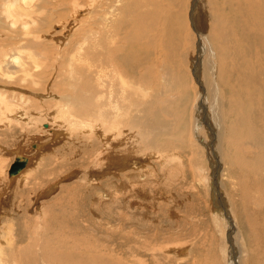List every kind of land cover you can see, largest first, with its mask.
<instances>
[{
	"label": "rangeland",
	"instance_id": "rangeland-1",
	"mask_svg": "<svg viewBox=\"0 0 264 264\" xmlns=\"http://www.w3.org/2000/svg\"><path fill=\"white\" fill-rule=\"evenodd\" d=\"M64 1V5L67 8H64V10L61 8L59 11L57 10L56 13H62L61 19L59 18L61 20L60 26L70 28L71 30L72 25H69L70 23L68 24L67 22L69 21V17L67 18L64 14H74L76 10L84 8L83 6H86L85 4H89L90 0H87L86 3V0H76L78 2V4L75 2L78 5L77 8L75 7L76 4H74V0L69 2L68 0ZM158 2L162 3V0ZM177 2L182 3L178 5ZM79 3L83 4L81 5ZM163 3H166V7L172 3H177L174 4L175 8L183 7L184 10L188 8L190 0H163ZM105 5H108V0L103 2L101 8L105 7ZM210 6V10L208 9V11H206L207 13L209 12V14L206 13L205 23H200V26L202 28L205 26L209 31V28H211L210 25L212 24L210 12H212L213 9H221L229 16V19L225 17L226 23L229 24L226 28L229 31H231V29L238 30L237 32L240 31L237 35L230 36L231 39L235 40L233 44L235 45L236 43V46L239 45L237 47H239L241 51H246L245 49L248 45H245L243 42L242 29L245 27L250 29L249 31H251V28L253 30L255 29L253 32H250L252 37L251 41H255L254 37L259 28V25L255 24L257 22L254 20V17H251L250 13V11H256L258 13L257 10L259 8L255 0H210ZM200 7L203 8L204 5L201 4ZM97 8L98 7H95V9ZM201 8L198 11L199 13L202 12ZM95 9L94 11L97 12ZM4 19L6 20V18ZM248 20L250 23H248ZM157 22L160 24L161 21L158 20ZM18 24L21 23H17L18 27L22 25ZM33 24L34 23H31L32 26L35 25ZM155 25L156 24H153V27ZM82 27L83 26L79 27L77 30H74L75 28L71 31L67 30L66 33L62 31V35L55 36V32L60 30V28L57 27L55 29L57 31L54 30V35H47L50 38L46 36V42L48 43L47 54L34 46L35 44L37 45L36 41H38V39L34 38L33 34V37H31V35L27 36L26 33V37H20V32L18 31L22 32L21 28H13V33L16 32L17 35H19L16 37L12 31L11 33L14 36L11 33L4 32V27L0 28V52L4 50L0 53V56L4 54L1 56L2 61L7 58L5 56L6 54H16L17 49L23 46V43L26 42V45H24L26 47L30 46L28 49H22L21 61L23 60L24 63L13 64L11 61L7 60L4 63V66L7 69L9 68L7 70L4 67L7 71L14 69L18 70L22 67L25 69L26 67V70L29 71L28 73L31 74H29L27 79H21L25 75H17L14 81L10 77L5 76L3 72H0L1 90L32 98L29 103L25 102V105L22 106L26 108L24 111L22 110V113L25 112L28 116L31 115V118H21L15 115L12 117L11 113L14 110L16 111L15 108H12L11 111H7L4 103V107L3 105L0 106V195L3 194L5 199H7V207L5 208L6 214L0 215V229L5 232V235H11L12 232L14 239L18 237L17 240L20 243H18L16 247L17 254L13 258L14 261H18L17 264H19V262L20 264H31L32 260L37 257V253L34 252L32 257L29 251L30 249H27L24 253L19 249L21 247L26 249V246L30 247L31 244L38 242H43V244L48 245L46 243L49 242L51 237H55L57 233L58 235H64L66 239L68 238L67 241L69 245L65 248L75 249L77 251L80 250L89 254L94 252L103 256H117L119 259L117 257L116 259L125 264H226V230L223 222L221 220H217V222L215 217L216 210L213 206L214 201L211 191V178L209 176L211 175V162L206 154V149L197 141L195 134L189 133L188 131L190 127L193 126V122H190L192 108L186 107V102L187 104L195 106L197 101H195L196 95L199 93V91L197 92V84L194 83L195 79L191 72L192 70L187 67L188 63L192 64L191 62H195L192 55L195 45L192 47L193 50L190 48L186 51L183 62L178 61L180 63L178 67L175 65L171 67L172 62L168 65L166 71L171 72V81L174 82V80H176V75L180 77L178 81L179 85L177 82L178 87H166L167 82L164 80L166 71L161 69L163 77L159 80V86L156 85V89L153 93H156L158 96L165 93V95L160 96L158 105L156 104L159 108H166L165 111L160 109L162 112L161 118H163L164 122H174L179 113L181 117L179 126H177L176 123V126L174 125L172 129V131H174L172 132L173 134L169 133L168 135H160L159 137L153 136L151 138L152 141H150L149 138L146 139V141H149V143L153 142L155 145L162 142L160 150L162 149L161 151L167 152L169 156L177 158L173 162H167L168 168L171 167V169L167 170L166 168V170H163L164 167L162 164L164 163L162 160L158 156L157 158L154 154L151 156L149 154L150 157H148V160L146 159L143 164L139 163L138 166L132 164L111 169V172L108 170L109 172L106 171L100 175H91L93 173H89L88 171L94 166V161L101 154L102 143L96 140L90 141L88 138L81 136L78 131H75L76 133H73L72 137L68 132L61 134V136L60 134L54 136V132L44 127V124H49L47 122L50 120V117L46 115L54 106V102L50 101L54 100L58 93L56 91L58 88L56 87V83L60 85L59 89L61 91L63 87L68 86L64 84L65 82L63 83V81L60 80L61 76L59 74H61L62 71L59 67L60 61L57 62L55 60L53 53H63L64 58H69L72 49L75 47L74 45L83 35L81 30H83L84 27ZM189 27L191 30L190 37H193V40L195 30L191 26ZM32 28L34 29L35 27ZM32 28L31 30H33ZM5 35L6 37H3ZM65 36L70 38V42ZM237 36L241 37L240 41ZM184 41L185 43H189L188 40ZM255 43V49H259V45L256 41ZM160 45H162L161 42ZM190 45L191 43H189V46ZM16 46L18 47L16 48ZM236 46L230 48L231 50L229 49L230 53L237 48ZM7 47L11 48L8 49ZM12 49L13 51H11ZM255 49L253 54L258 50ZM7 50L8 52L5 53ZM31 50L34 52L32 53ZM230 57L233 58V55ZM237 58L235 61L236 65H242L241 62H239L242 58ZM85 59L90 64L97 61L94 56L89 55H87ZM255 59H257V57H253V60ZM202 62V69L205 72V70L210 67V59L207 55L203 56ZM246 62L247 60L244 59V64ZM6 63L7 65L9 64L10 67L7 66ZM239 69L245 68L242 66ZM239 69L230 70L232 71L231 76L230 71L227 73L223 81L230 80L231 85L228 86V84H225L224 86L226 87L224 90L221 88V95H223L221 99H223L224 104L220 105V111L223 112L224 128L223 134L219 136L217 142L221 151V158L223 159L221 186L230 200L233 208V216L237 223L238 230L240 231L239 233H241L243 238L242 243L245 251L243 260H241L240 264H264V172L261 171L264 168V164L263 166L261 164L258 168H255V164H251V167L250 164L248 165L250 160L255 161L259 156L264 158V153H260L264 152V149L262 147H257L263 145L259 132L264 140V72H262L263 76L261 75L262 77L259 79L248 80L246 78L247 80H244V76L247 72L244 75ZM173 70L176 71L173 72ZM87 75L88 73L86 72L82 76L83 81H86ZM205 77L210 99L212 97V89L210 87L212 81H210L209 71H207ZM10 79L13 80V82L9 81ZM61 79L63 78L61 77ZM24 81L28 83L26 84ZM246 81L250 83L251 88L247 85ZM254 86H256L258 91H255ZM25 90L27 93H25ZM246 90L251 91L249 95L245 94ZM184 91L187 92L183 93ZM151 92L152 91L149 92V94H151L149 96L153 95ZM169 93H174V95H169ZM15 100L18 101L19 99L15 98ZM236 101L244 104L240 105L242 112L244 111L241 115L239 113V108H236L238 112L231 111L232 105L234 103L236 105L238 104ZM39 102L44 104H40ZM45 102L49 103L45 104ZM167 108H169L171 112H168ZM233 108H235L234 105ZM8 119L10 120L8 121ZM50 127L49 125V128ZM204 129L201 130L200 134L203 138H208V134ZM248 134H250L254 147L247 142ZM255 137L256 140H254ZM37 139H40V141L45 144L38 153L36 152L37 149L34 147V144H36L35 142H38ZM179 141H181L183 145H181ZM160 143L158 145H161ZM20 145L25 148L32 146V149L29 148V150L31 149L29 152L36 157V161L33 162V165L29 168L24 179L15 180L12 186L8 184L12 178H10L8 169L14 160V154L16 152L12 150H18ZM249 146L252 147L249 148ZM247 149L249 150L248 155H250V151H252L251 153L256 156L258 154V157L256 158V156L254 157L252 155V157H246L245 154ZM111 155L119 156L115 151ZM235 155L239 157V159H236ZM243 155L244 158H247L244 160L249 162L247 163L245 161V165L241 162L243 165H238L237 163L243 158ZM167 163H165L164 166H166ZM199 168H202L203 174L202 170L200 173ZM107 172L108 174H106ZM166 172H168L169 176H166ZM261 172L263 175L260 174ZM201 177L207 178L208 180L202 182L203 179L201 180ZM160 182L163 184L161 188L158 186ZM55 184L56 186H54ZM51 188L55 189L53 193L50 191ZM39 209H41V211ZM39 221L40 223L38 224L37 222ZM43 227L45 228L43 229ZM42 229H46L47 233ZM41 231L45 233L43 234ZM66 234H68V236ZM28 239H30V241H28ZM84 241L86 245L83 244ZM93 244L97 245L94 246ZM18 246L20 248H18ZM175 246L190 247V256L178 254V249L176 250V248H174ZM99 248H102V250H99ZM172 248L173 251H175H170L172 253L169 254L168 249L172 250ZM9 250V252H11V249ZM223 250L225 252H223ZM108 252H110V254ZM29 253L30 257L28 256ZM123 259H125V261ZM12 264H14V262H12ZM58 264L70 263L67 260L59 259Z\"/></svg>",
	"mask_w": 264,
	"mask_h": 264
},
{
	"label": "bare ground",
	"instance_id": "bare-ground-1",
	"mask_svg": "<svg viewBox=\"0 0 264 264\" xmlns=\"http://www.w3.org/2000/svg\"><path fill=\"white\" fill-rule=\"evenodd\" d=\"M69 1L71 0H68V2ZM104 1L105 0H90L89 4H85L86 6H83L84 8L76 10L74 14H64L67 18L69 17V21L67 22L68 24L70 23L69 25H72V29L75 28L74 30H77L81 26L84 27H82L83 30H81V33H83V35L74 45L75 47L72 49L69 58H64L63 53H53L55 60L57 62L60 61L59 67L62 71L59 75L63 78L61 79L60 77V80L63 81V83L65 82L64 84L68 86L63 87L61 91L59 89L60 85L56 83V87H58L56 91L58 93L55 96L54 100L50 101L54 102V106L49 110L46 115L47 117H50V122H47L49 124L45 123L44 127H46L49 131L54 132V136H57L58 134H60L61 136V134L68 132L72 137L73 133L75 134V131H78L81 136L88 138L90 141L96 140L99 141V143H102L101 154L94 161V166L91 167L88 171L89 173H93L91 175H100L108 170H110L111 172V169L125 167L132 164L138 166L139 163L143 164L146 159L148 160V157L153 154L156 155V157L158 156L164 164L167 162H173L177 158L169 156L167 152L161 151L162 149L160 150L162 142H159L161 145H158L159 143L155 145L153 142L149 143V141H146V139L149 138V140L152 141L151 138L153 136L159 137L160 135H168L169 133L174 132L172 131L174 125L176 126L177 123V126H179V123L181 121V117L179 116L180 113L177 114L176 120L174 122H164L163 118H161V110L165 111L166 108H159L156 106V104L158 105V101H160V96L165 95V93L161 92L162 94L160 96H158L156 93H153L156 89V85L160 83L159 80L163 77L161 74V69H164V71H166L170 62H172L171 67H173L174 65L178 67V64H180L178 61L183 62V57L186 55V51L194 47L195 45L194 53H192L195 62H191L192 64L188 63L187 67L192 70L191 72L193 73L195 79L194 83L197 84V92L199 91V93H197L196 95L195 101H197L195 103V106L187 104L186 102V107L192 108L190 122H193V126L190 127V130L188 131L189 133L195 134L197 141L203 146V148L206 149L207 153H205L207 154L211 162V175L209 176L211 178V191L214 201L213 206L216 210L215 217L216 221L221 220L223 222L226 230L225 239L227 245H224L226 246L225 248H227V251L225 249L224 250L226 252L223 250V252L226 253V264H240L241 260H243V255L245 251L243 249L242 243L243 238L241 233H239L240 231L238 230L237 223L233 216V208L231 206L230 200L222 189L223 187L221 186V172L223 169V159L221 158V151L217 144L219 136H222L223 134L224 128L223 112L220 111V105L224 104L223 99H221L223 98L221 97L223 96L221 95V88H223L224 90L226 87L224 86L225 84H228V86L231 85L230 80L223 81L227 73L230 70H237L242 66L245 69H239L240 72L244 73V75L247 72L245 76L243 75L244 80H256L264 75V73L262 75V72H264V0H255V3L258 5L259 8L257 10L258 13L256 11H250L251 17H254V20L257 22L255 24L259 25V28L257 27V33L254 37L255 41L259 45V49H255L256 43L255 41H251L252 37L250 32H253L255 29L253 30L251 28V31H249L250 29H247V27H245L244 29H242V38L243 42L245 43V45H248V47L245 49L246 51L244 52L241 51L239 47H237L239 45L236 46V43L234 45L233 42L235 40L230 38L231 35H237L240 31L237 32L238 30H233L230 27L232 31L231 32L226 28V26H228L229 24L226 23L225 17L229 19V16H227L226 13L221 9H213L212 12H210L212 24L210 23L211 28H209V31L208 28H205V26V29L200 26V23H205V16L209 14V12L207 13L206 11L211 8L210 0H190L188 8L184 10L183 7L177 9L175 8L174 4H177L178 2L174 4L172 3L173 5L171 4L166 7V3H163V0L162 3L158 2L161 0H108V5H105V7L101 8V5ZM75 2L77 1L74 0V4H76ZM86 2L87 0L85 1V3ZM182 2H179L178 5ZM64 4V0H0V28L4 27L3 31H6L7 33H11V31L13 33V28H21L22 32L17 30L18 32H20V37H26V34L27 36L31 35V37H33V34L34 38L38 39V41H36L37 45L35 44L34 46L38 47L39 49H41V51L43 50L44 53H46L48 51V43L46 42L47 35H54V30L57 27H59L60 30H55L57 31L55 32V36H58L60 34L62 35L63 32L66 33L67 30H70V28L60 26V19L62 13H56V11H59V9L61 8L63 10L64 8H67ZM77 4L75 5L76 8L78 7ZM201 4L204 5L203 8L200 7ZM95 7L98 8L95 9ZM200 8L202 9L201 13L198 12ZM94 9L97 10V12H95ZM4 18H6V20ZM156 20H160V24ZM17 23H21L22 25L18 24L21 25L20 27H18ZM31 23H34L36 26L34 24V26H32ZM248 23H250L249 20ZM153 24L156 25L153 27ZM30 25L35 28L33 29ZM189 26H191L196 33H194L193 35V40V37H190L191 30ZM29 27H31L33 30H31V28L28 29ZM13 34L16 37L19 36L16 32H14ZM3 37H6V35ZM65 37L67 38V40L69 39L70 42V38L68 36ZM47 38L50 37L47 36ZM237 38L239 39V41L241 40L240 36H237ZM184 40H188L191 45L189 46V43H185ZM160 42L162 43V45H160ZM25 43H23V46L17 49L16 54H13L12 52V54H6L5 56L7 58L5 60L2 61L1 57L4 54L0 56V72H3L5 76L10 77L14 81L17 75H25L21 79H27L30 74L28 73L29 71L26 70V67L25 69H23L24 67H22L18 70L14 69L7 71L9 68L7 69L4 66V63L6 60L11 61L13 64H18L21 62L24 63L23 60L21 61L22 49H28L30 47L24 46L26 45ZM235 46L237 48H235L233 52L230 53V48H233ZM17 47L18 46H16V48ZM253 47L255 50H257L256 52H254V54ZM11 51H13V49ZM7 52L8 50L5 51V53ZM33 52L34 51H32V53ZM87 55L94 56L97 61L90 64L85 59ZM205 55H207V57L210 59V67H208L207 70L204 69V72L202 69V61L203 56ZM232 55L233 58L230 57ZM237 57L242 58V60L239 61L242 65H236L235 61ZM253 57H257V59L260 60H253ZM244 59L247 60L245 64ZM190 65L192 68L190 67ZM7 66H9V64ZM4 67L7 70H5ZM175 71L176 70H173V72ZM207 71H209V77L211 79L210 81H212V84L210 86L212 89V97L210 99L208 96V88L205 79ZM86 72L88 73V75L86 81H83L82 76ZM231 75L232 71H230V76ZM11 79L9 81L13 82V80ZM171 79V72L166 71V73L164 74V80H166L167 82L166 87H178L177 82L180 80V77L176 75V80H174V82L171 81ZM246 83L251 88L250 83L248 81H246ZM254 89L255 91L257 90L256 86H254ZM150 91H152V96H149L151 95L149 94ZM246 91V95H249V93L251 92L248 90ZM186 92L184 91L183 93ZM25 93H27V91ZM169 95L173 96L174 93H169ZM15 98H18L19 100L17 101L15 100ZM31 99L32 98L26 97L24 95H19L13 92L8 93L0 89V106L4 103L6 106L5 108H7V111H11L12 108L16 109V111L14 110L15 112L12 111V117L14 115L21 118L30 117L31 115L28 116L27 113H22V110L24 111V109H26L22 106L25 105V102L29 103ZM46 103L49 102H45V104ZM40 104L44 103L41 102ZM233 105L235 108H233ZM233 105L231 107V111L238 112L236 108H239L240 115L244 113V111L242 112L240 108V105H244L243 103L241 104L238 102L237 105L235 103ZM167 109L168 112H171L169 108ZM9 120L10 119H8V121ZM49 125L51 126L50 128ZM54 125L56 128L54 127ZM202 129L206 130L208 138H203L201 136L200 133ZM250 134H248L247 136V142L254 147V145L252 144V139L250 138ZM259 136L260 139H262L263 145L257 147H262L264 149V140L261 137L262 135L260 132ZM256 137L254 140H256ZM37 141L38 142H35L36 144H34V147L37 149L36 152L38 153L39 151H41L45 144L42 143L40 139H37ZM181 141L179 142L181 143ZM181 145L183 144L181 143ZM251 147L249 146V148ZM29 148L32 149V146H30ZM29 148H25L20 145L18 150H12L16 151L14 154V160L17 155H20L25 157V162L20 167V169L13 174H10L11 166L9 167L8 172L10 178L12 177L10 183L8 182L9 185L13 186L15 180L17 181V179L23 180L24 177L27 175L29 168H31V166L33 165V162L36 161V157L33 156L31 152H29L31 150H29ZM248 149L246 150V157H249L251 155L255 157L256 155L251 153L252 151H250V155H248ZM114 151L116 152V154L118 153L119 156L111 155L114 153ZM257 157L258 154L256 158ZM235 158L239 159V157H236V155ZM244 159L247 158H244L243 155V158H241L240 161H238L239 163L237 164L240 165L241 162H243L244 164L246 161ZM164 164H162L165 168H163V170H166V168L167 170L171 169V167L168 168V163L166 164V166H164ZM249 164L250 167L251 164H255V168L260 167L261 164L263 166L264 158L262 156H259L258 159H256L255 161L250 160V163H248V165ZM199 169L201 173L202 168ZM261 171L264 172V168ZM108 172L106 174H108ZM165 174L166 176H169L168 172H166ZM260 174L263 175L262 172ZM202 179V182H206V180H208L207 178L201 177V180ZM56 184L54 186H56ZM158 186L161 188L163 187V184L160 182ZM54 190L55 189L52 188L50 189L52 193L54 192ZM6 207L7 199H5L2 194L0 195V215L6 214ZM39 210L41 211V209ZM37 223L39 224L40 221ZM45 227H43V229ZM46 229L43 231L46 232ZM45 232H43V234ZM66 235L68 236V234ZM17 238L18 237H16L15 239L13 238L12 232L11 235H5V232L0 229V264H12V262H14V264L18 263V261H14L13 259L14 256L17 254L16 247L18 243H20ZM30 239H28V241H30ZM67 240L68 238L66 239L64 235H58L56 233L55 237H51L49 242L47 241L48 243L45 242L48 245L43 244V242H38L35 244H31L30 247L26 246V249H23L22 247L20 248L19 246L18 248H20L19 250L23 253L27 251V249H30L29 251L32 254V257L34 252L37 253V257L32 260L33 264H58L59 259L67 260L70 264H125L124 262L117 260L116 255V257L107 254V256H103L98 253H94L92 250L91 251L93 253L89 254L84 253L80 250L77 251L75 249L65 248L69 245V242ZM83 244H85V241ZM102 248H99V250H102ZM174 248H176V250L178 249V254H186L187 256H190V247L175 246ZM9 249H11V252H9ZM14 249L15 251L13 252ZM170 251H173V248L172 250L168 249L169 254L172 253ZM30 253L28 254V256L30 255ZM108 253L110 254V252ZM117 258L119 259V257ZM123 260L125 261V259Z\"/></svg>",
	"mask_w": 264,
	"mask_h": 264
},
{
	"label": "water",
	"instance_id": "water-1",
	"mask_svg": "<svg viewBox=\"0 0 264 264\" xmlns=\"http://www.w3.org/2000/svg\"><path fill=\"white\" fill-rule=\"evenodd\" d=\"M24 162H25V157L17 155L15 160L11 164L10 174L17 172L20 169V167L23 165Z\"/></svg>",
	"mask_w": 264,
	"mask_h": 264
}]
</instances>
